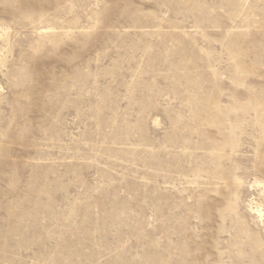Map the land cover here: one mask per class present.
I'll use <instances>...</instances> for the list:
<instances>
[{
	"label": "rangeland",
	"instance_id": "rangeland-1",
	"mask_svg": "<svg viewBox=\"0 0 264 264\" xmlns=\"http://www.w3.org/2000/svg\"><path fill=\"white\" fill-rule=\"evenodd\" d=\"M0 264H264V0H0Z\"/></svg>",
	"mask_w": 264,
	"mask_h": 264
},
{
	"label": "bare ground",
	"instance_id": "bare-ground-1",
	"mask_svg": "<svg viewBox=\"0 0 264 264\" xmlns=\"http://www.w3.org/2000/svg\"><path fill=\"white\" fill-rule=\"evenodd\" d=\"M254 202H255L254 200L251 201L249 203V206L252 208V210H255L259 214L260 217H262L263 216V212H262L261 204H258V202H255L256 205L254 206Z\"/></svg>",
	"mask_w": 264,
	"mask_h": 264
}]
</instances>
